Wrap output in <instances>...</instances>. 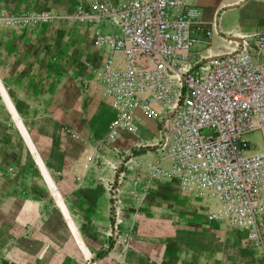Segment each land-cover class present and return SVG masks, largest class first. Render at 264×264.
Here are the masks:
<instances>
[{"label": "crops", "instance_id": "0c3cea01", "mask_svg": "<svg viewBox=\"0 0 264 264\" xmlns=\"http://www.w3.org/2000/svg\"><path fill=\"white\" fill-rule=\"evenodd\" d=\"M65 1L0 0V10L71 14ZM193 2L228 37L264 20V0ZM104 56L94 31L75 22L0 26V264H264L243 231L214 220L176 179L149 180L156 118L137 110L132 130L109 137L116 110L96 78ZM130 156L141 163L125 170ZM121 172L124 247L110 235Z\"/></svg>", "mask_w": 264, "mask_h": 264}, {"label": "built area", "instance_id": "2783aa9c", "mask_svg": "<svg viewBox=\"0 0 264 264\" xmlns=\"http://www.w3.org/2000/svg\"><path fill=\"white\" fill-rule=\"evenodd\" d=\"M54 19L94 31L104 52L96 78L116 110L109 137L132 130L137 110L156 118L157 157L143 163L149 180L176 179L264 257V20L240 42L225 38L213 53L218 22L205 25L193 0H88L68 15L24 14V24ZM255 132L261 149L247 138ZM140 163L130 156L119 165L131 170ZM123 177L110 187V235L120 247L129 239L120 231ZM137 185L134 179L132 192Z\"/></svg>", "mask_w": 264, "mask_h": 264}, {"label": "rangeland", "instance_id": "374dc122", "mask_svg": "<svg viewBox=\"0 0 264 264\" xmlns=\"http://www.w3.org/2000/svg\"><path fill=\"white\" fill-rule=\"evenodd\" d=\"M81 2H84V1L83 0H81V1H75V0L65 1V3H67V4L71 3L70 5L72 7V10L73 9L75 10L76 7ZM49 8L48 7L43 8V9H33L32 8V9H27V10H22V11H12V10H8V9L0 10V26L1 27H6V28H9V27H22V28H24V25H25L24 24V14H26V15H31V14H49V15H55V16L68 15L69 14V13L67 14L65 12L54 11V10H51ZM72 12H70V13H72ZM15 16L22 17V19L20 21H18L17 23H9L8 20L6 19V18H9V17H15ZM56 22L60 23V24H68V23L72 24V23H74V22L67 21V20H62V19H60V20L54 19V20H52L49 23H56ZM238 32H240V31H238ZM227 36L228 35H226L225 33H223L221 31L219 36L215 35L214 38L210 40V47L213 50V52H219V51L223 50L222 46L224 44H226L224 39ZM214 39L216 40V43H214ZM247 138L253 143V145H255V149H261L263 147V142H262V139H261V136H260L259 132H255V133L249 134V135H247ZM73 231L76 233L74 228H73Z\"/></svg>", "mask_w": 264, "mask_h": 264}, {"label": "bare ground", "instance_id": "6f19581e", "mask_svg": "<svg viewBox=\"0 0 264 264\" xmlns=\"http://www.w3.org/2000/svg\"><path fill=\"white\" fill-rule=\"evenodd\" d=\"M237 1V0H236ZM220 32H221V30H220ZM229 37H233V38H239V39H241L243 36H241V34L239 35V34H234V35H231V36H229ZM214 53V52H213ZM213 55H215V54H213Z\"/></svg>", "mask_w": 264, "mask_h": 264}, {"label": "water", "instance_id": "95a60500", "mask_svg": "<svg viewBox=\"0 0 264 264\" xmlns=\"http://www.w3.org/2000/svg\"><path fill=\"white\" fill-rule=\"evenodd\" d=\"M228 40H232V41H241V39H239V38H233V37H226Z\"/></svg>", "mask_w": 264, "mask_h": 264}]
</instances>
